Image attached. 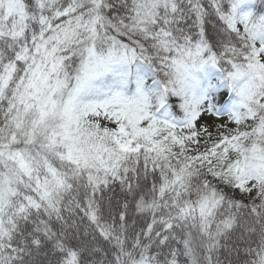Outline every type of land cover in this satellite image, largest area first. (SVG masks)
I'll list each match as a JSON object with an SVG mask.
<instances>
[{
  "label": "snow or ice",
  "instance_id": "snow-or-ice-1",
  "mask_svg": "<svg viewBox=\"0 0 264 264\" xmlns=\"http://www.w3.org/2000/svg\"><path fill=\"white\" fill-rule=\"evenodd\" d=\"M0 264H264V0H0Z\"/></svg>",
  "mask_w": 264,
  "mask_h": 264
}]
</instances>
